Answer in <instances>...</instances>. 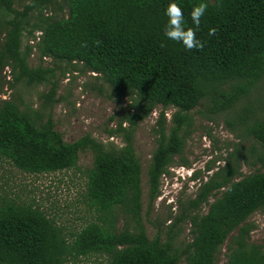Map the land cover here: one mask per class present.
<instances>
[{
  "label": "trees",
  "instance_id": "16d2710c",
  "mask_svg": "<svg viewBox=\"0 0 264 264\" xmlns=\"http://www.w3.org/2000/svg\"><path fill=\"white\" fill-rule=\"evenodd\" d=\"M198 2L180 0L190 26ZM206 2L197 32L204 47L187 49L163 34L168 0H30L22 9L17 0H0V161L33 174L56 172L77 167L81 151L91 149L94 162L87 169L84 199L97 212L95 219L68 233L38 203L0 189V264H66L89 255L106 256V264H180L182 258L186 264H216L227 240V264H264V245L251 241L254 225L248 221L264 208V114L250 98L261 87L264 108V0ZM56 5L59 12H47ZM211 27L216 32L210 36ZM26 33L37 40L41 59L81 63L109 82L115 94H129L135 109L126 118L131 132L157 106L163 108L148 167L150 201L175 156L183 153L190 111L204 100L215 113L247 101L237 121L253 137L252 152L261 167L244 174L234 156L201 183L192 201L196 211L187 215L192 239L183 248L159 233L151 238L142 221V164L131 133L120 147H108L90 135L68 142L51 115L44 119L18 98L3 97L6 83H41L53 72L29 64L33 46L23 48ZM6 67L14 82L3 75ZM53 85L50 99L56 93ZM168 107L176 111L166 134ZM119 127L125 129L122 122ZM204 203L206 212L200 210ZM123 215L133 224L119 228Z\"/></svg>",
  "mask_w": 264,
  "mask_h": 264
},
{
  "label": "rangeland",
  "instance_id": "374dc122",
  "mask_svg": "<svg viewBox=\"0 0 264 264\" xmlns=\"http://www.w3.org/2000/svg\"><path fill=\"white\" fill-rule=\"evenodd\" d=\"M29 2L30 0H17L16 6L22 9ZM58 6L51 7L47 12H59ZM39 34L40 31L35 32V35ZM36 41L35 37L26 33L23 48L27 44L33 46L29 56L31 66L53 68L49 79L31 84L26 81L14 82L10 67H6L3 75L14 82V85L10 87L9 83L5 84L3 97L18 98L44 119L51 115L56 128L68 142L90 135L108 147H120L131 133L136 154L142 164V221L151 238L159 233L163 240L171 239L175 246L183 248L192 239L191 223L187 215L195 210L192 201L197 197L201 183L234 156L242 163L244 174L261 167L257 156L252 152V145L255 143L253 137L244 133L241 130L244 126L237 121V112L247 101L243 100L234 108L215 113L210 111V104L204 100L190 111L192 124L186 133L183 153L175 156L169 171L161 177L158 195L150 201L148 167L160 137L158 118L163 108L157 106L149 116L139 120L131 132L132 126L126 118L135 109L131 106L132 97L129 94H115L109 82L81 63L71 64L51 57L41 59L35 48ZM53 83L56 84V93L50 99L48 93L54 86ZM262 86L264 87V82ZM261 92L260 87L250 98L258 106V113L263 115L264 108L260 107L259 101ZM164 110L167 117L165 131L169 134L171 116L176 108L168 107ZM231 121H235V124L230 123ZM120 122L125 129L119 127ZM244 153L248 156V162L244 161ZM93 162L94 154L91 149L81 151L77 167L56 172L33 174L0 161V189H5L20 201L38 203L68 233L76 231L97 216V212L90 209L84 199L87 169L93 166ZM196 172L198 176L194 177ZM214 198L211 196L210 201ZM200 210L206 212L208 205L202 204ZM248 221L254 225L251 241L264 245V208L251 214ZM132 224L129 216L123 215L118 226L122 228ZM227 243L228 240L221 246L216 264H227ZM107 262L106 256L89 255L74 257L66 264ZM180 264H186L184 258Z\"/></svg>",
  "mask_w": 264,
  "mask_h": 264
},
{
  "label": "clouds",
  "instance_id": "9594fccd",
  "mask_svg": "<svg viewBox=\"0 0 264 264\" xmlns=\"http://www.w3.org/2000/svg\"><path fill=\"white\" fill-rule=\"evenodd\" d=\"M207 8L208 4L206 0H199V2L193 6L190 12L192 21V25L190 26L185 19L180 0H168L164 9V14L167 17V21L163 28L164 36L168 40L177 42L187 49L203 48L205 41H202L197 36V32L199 31L201 18L206 14ZM215 32V27L209 28L210 36L214 35Z\"/></svg>",
  "mask_w": 264,
  "mask_h": 264
}]
</instances>
